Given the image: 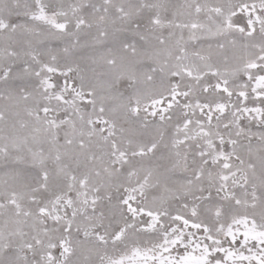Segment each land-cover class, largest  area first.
Segmentation results:
<instances>
[{
    "label": "snow or ice",
    "instance_id": "obj_1",
    "mask_svg": "<svg viewBox=\"0 0 264 264\" xmlns=\"http://www.w3.org/2000/svg\"><path fill=\"white\" fill-rule=\"evenodd\" d=\"M0 264H264V0H0Z\"/></svg>",
    "mask_w": 264,
    "mask_h": 264
}]
</instances>
